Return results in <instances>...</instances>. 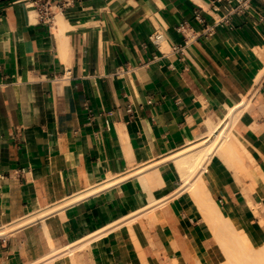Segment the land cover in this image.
I'll return each mask as SVG.
<instances>
[{
	"label": "crops",
	"instance_id": "0c3cea01",
	"mask_svg": "<svg viewBox=\"0 0 264 264\" xmlns=\"http://www.w3.org/2000/svg\"><path fill=\"white\" fill-rule=\"evenodd\" d=\"M65 1L48 29L0 0V229L50 212L0 235V264L219 262L165 159L253 92L235 131L264 174V0ZM203 176L221 215L261 245L262 180L217 154Z\"/></svg>",
	"mask_w": 264,
	"mask_h": 264
},
{
	"label": "bare ground",
	"instance_id": "6f19581e",
	"mask_svg": "<svg viewBox=\"0 0 264 264\" xmlns=\"http://www.w3.org/2000/svg\"><path fill=\"white\" fill-rule=\"evenodd\" d=\"M252 93L253 92H251L249 96L242 98V100L238 104L234 106H227L226 109L222 111L221 115L218 116L217 121L213 122L211 119L207 118L204 122L205 131L203 133L195 136L196 138L193 141H188L180 149L171 152L165 159L166 161L172 160L177 169L180 188L176 191L175 194L179 195L180 192L189 193V196H192L195 200V204H197V207L200 209L204 220L209 224L212 232L215 230V228H217L219 231L223 232L224 235H229L230 240L234 241V238H236L235 241L238 245V247L236 246V249H247L248 252L253 249V247L248 240L247 235H245L246 233H244L243 230H240L233 221L221 215L217 207L218 204L216 206L214 200L210 196V192L207 188L203 173L207 171V165L208 163H210L213 155L217 154L226 163L227 167L231 168L232 171L236 173V176L243 172L248 178H252L253 186L254 184H256V180L258 178L261 179L264 183V174L260 170V167L252 162L249 153L241 146L235 131L236 122L239 119L244 107L249 102ZM150 164L151 163H148V165L143 168L139 167L140 169L137 168L135 170H132L131 172H128L126 176L130 177V175L133 173L139 174L143 170L147 169ZM112 181V177H108V180H106L104 183L100 185L90 186V188L86 192H93L99 188H102L104 185L111 183ZM43 211V214H45L44 216H46L47 213H50L45 212V210H41L40 212L36 211L38 212L37 214L33 212L34 214H32L31 216L30 214H27L29 215L28 217H26L25 215L26 218L18 220V222H16L15 224L12 223L11 225L10 222L9 224H7L8 226L5 227L4 225L3 228L1 227L0 235L8 233L10 230L12 231L15 227L18 228L20 226L27 225L29 222L31 223V221L36 222V218H40L43 220V218H41L44 217L41 213ZM239 245H242V247L239 248ZM73 247L69 246L66 249L70 251ZM253 251H255V249ZM254 253L255 256L253 255V253L249 254L245 251L243 257L253 258V260H257L260 258V260L262 259L261 261L264 262V259L261 258L264 257V243L259 245ZM238 257L240 258V255H238ZM238 257L235 258L238 259ZM231 258L227 256V262L224 261L225 263L223 262L222 264H234ZM236 259H234V261ZM245 260L247 259L241 261H244L242 264L245 263ZM249 260L251 261L252 259H248V261ZM238 261H236V263ZM249 263L253 264L251 262ZM258 264H260V262Z\"/></svg>",
	"mask_w": 264,
	"mask_h": 264
},
{
	"label": "built area",
	"instance_id": "2783aa9c",
	"mask_svg": "<svg viewBox=\"0 0 264 264\" xmlns=\"http://www.w3.org/2000/svg\"><path fill=\"white\" fill-rule=\"evenodd\" d=\"M74 1V0H70ZM12 4H22L27 10L31 11L35 15V19L38 23L44 24L50 28L53 25L56 15L62 14L64 12L65 6L69 3L65 0H12ZM242 7L237 5L235 8H229L228 12L225 14L223 20L227 21L228 17L232 14H239ZM185 22H182L177 27V31L184 35ZM162 39V35L159 33L154 34V43L159 42ZM172 50L174 52H181L180 46H173Z\"/></svg>",
	"mask_w": 264,
	"mask_h": 264
},
{
	"label": "rangeland",
	"instance_id": "374dc122",
	"mask_svg": "<svg viewBox=\"0 0 264 264\" xmlns=\"http://www.w3.org/2000/svg\"><path fill=\"white\" fill-rule=\"evenodd\" d=\"M207 118H209V119H211L213 122H215V121H217V119H215V120H213L211 117H207ZM206 118V119H207ZM205 119V120H206ZM205 122V121H204ZM205 131V127L203 128V131H202V133ZM225 165H226V163H225ZM146 165H143V166H138L137 168L138 169H140V168H143V167H145ZM140 167V168H139ZM226 167H227V165H226ZM229 169H231V168H229ZM232 170V169H231ZM234 172V171H233ZM240 174H244L243 172H241ZM240 174L238 175V176H240ZM244 176H246L245 174H244ZM247 177V176H246ZM252 186H253V184H252ZM249 190H251V188L249 189ZM254 212H255V214L256 215H258V213H256V211L254 210ZM209 225V224H208ZM211 229V228H210ZM212 231V230H211ZM212 234H213V238H215L216 239V241H215V239H214V241H215V243H216V246L219 248V250H222L223 251V253H225L224 254V256H222V258H221V260H219V262H216V263H214V264H222L224 261L225 262H227V256H229L230 258H231V256H232V258H231V260H233L232 262L235 264L236 263V261H238L239 259V261L237 262L238 264H242L243 262H241L242 260H244V259H247V260H245V263L244 264H247V263H249V262H251V263H255V264H258L259 262H260V264L262 263H264V262H262L261 260H260V258L259 259H255V260H253V258H247V257H243L244 256V254H245V251L247 252V253H253V255L255 254L254 252L256 251V248L258 247V246H253L252 244V247H253V249H251L249 252H248V250L246 249H239V250H237L236 249V246L238 247V245H237V243H236V238H234L235 240L234 241H232V240H230L229 239V235H224L223 234V232H221V231H219L217 228H215V230L212 232ZM215 236V237H214ZM217 238H219V239H217ZM235 242V243H234ZM222 243V244H221ZM264 243V242H263ZM242 247V245H239V248H241ZM255 249V251H253ZM231 251V252H230ZM236 251V252H235ZM242 251H244V252H242ZM243 254H242V253ZM226 255V256H225ZM231 255V256H230ZM235 255V256H234ZM238 255H240V258L238 257ZM255 256V255H254ZM235 257H238V259H236ZM243 258V259H242ZM261 258H263L264 259V257H261ZM234 259H236L235 261H234ZM248 259H252L251 261L249 260L248 261ZM247 261V262H246ZM254 261V262H253ZM224 262V263H225ZM236 263V264H237ZM250 264V263H249Z\"/></svg>",
	"mask_w": 264,
	"mask_h": 264
}]
</instances>
